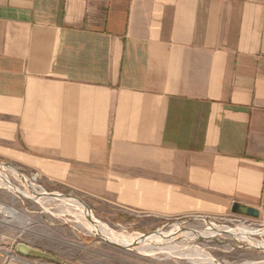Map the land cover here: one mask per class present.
<instances>
[{
    "label": "crops",
    "instance_id": "crops-1",
    "mask_svg": "<svg viewBox=\"0 0 264 264\" xmlns=\"http://www.w3.org/2000/svg\"><path fill=\"white\" fill-rule=\"evenodd\" d=\"M0 154L99 216L264 222V0H0Z\"/></svg>",
    "mask_w": 264,
    "mask_h": 264
},
{
    "label": "rangeland",
    "instance_id": "rangeland-1",
    "mask_svg": "<svg viewBox=\"0 0 264 264\" xmlns=\"http://www.w3.org/2000/svg\"><path fill=\"white\" fill-rule=\"evenodd\" d=\"M0 162L12 164L31 185L38 187L44 193L71 194L79 197L88 204L80 194L69 190L63 185L57 184L45 177L36 170H25L17 164L10 162L0 154ZM1 167L0 172L7 173L10 183L23 190L31 196V190L22 182L15 180ZM2 181L5 183L2 179ZM8 185L7 183H5ZM24 185V186H23ZM9 186V185H8ZM10 187V186H9ZM21 188V189H20ZM14 210L16 218H11L8 211ZM7 213V214H6ZM72 213V214H71ZM78 212L68 209L59 201L37 202L20 196L16 191H10L6 186H0V255L5 257L7 262L19 259L17 252L20 244L39 250L57 260L64 261L63 264H194L187 259H180L176 256H169L164 253L140 254L136 251H129L106 242L103 238L86 229L78 222L75 214ZM100 222L106 224L118 235L125 237L136 236L137 234H148L161 230L169 223L183 222L198 216L175 220H156L148 218L132 217H109L94 214ZM204 217V216H201ZM206 218V217H204ZM212 224L237 229L241 225L256 230L264 229V222L258 219H250L241 215L230 213L225 218H208ZM208 225L203 220L193 221L184 225L186 230L205 231ZM174 228H166V232ZM256 241L264 243V235H249ZM179 249L198 248L209 254L219 263L241 264L244 262H264V251L251 248H244L248 243H239L232 236H216L213 239H196L187 241L179 239L175 241ZM186 245V246H185ZM42 249V250H41ZM23 257V256H21ZM46 260V259H39ZM48 262H54L46 260Z\"/></svg>",
    "mask_w": 264,
    "mask_h": 264
},
{
    "label": "bare ground",
    "instance_id": "bare-ground-1",
    "mask_svg": "<svg viewBox=\"0 0 264 264\" xmlns=\"http://www.w3.org/2000/svg\"><path fill=\"white\" fill-rule=\"evenodd\" d=\"M6 171L9 172V174L12 176V178H15V180H18L22 182L27 188L32 190L31 194L33 195L32 198L29 196L26 190H23L24 195L28 196L31 199H35L37 202H52V201H59L65 207L67 206L68 209H71L72 211L78 212L79 214H75L77 216L78 222L81 223L83 226L86 227L89 231H92L93 233L102 236L105 240L118 244L121 247L126 246H134V251L140 254H154L156 252L158 253H164L169 256H176L180 259H187L189 262L191 261L194 264H223L215 261L209 254L203 252L201 249L198 248H191L188 250L185 249H179L177 245L175 244L176 240L179 239H185L187 241H194L196 239H213L216 236H219L220 232H226L227 234L223 236H232L235 241H238L239 243H248V246H254L256 248H263L264 249V243L256 241L254 238L250 237L249 235H264V230H256L253 228H250L245 225H241L237 227V229H231L229 227L225 226H217L215 224L209 225L205 231H181L178 229L177 225L173 226V230L166 232L161 231L158 233H152L147 236H142V234H137L136 236H130L125 237L124 235H118L110 229L106 224H102L99 220H97L95 217L92 218V222H90L88 219H86L87 211L85 210V207L82 202L77 201L72 198H62L58 197L60 195H55L57 197H50L45 196V193L43 191H39L38 187L34 184L31 185V183L23 177L16 169L12 167H4ZM0 167V168H1ZM2 168V169H3ZM2 179L4 180H11L9 179L7 173L0 172V186L7 187L10 191H16L17 188H13V185L8 182V185H6ZM23 185V186H24ZM21 189V188H20ZM57 194V193H56ZM42 195V196H41ZM7 214V213H6ZM72 214V213H71ZM11 218H16L17 213L12 210L8 211V215ZM186 246V245H185ZM264 251V250H263ZM190 262V263H191ZM228 264V263H224ZM241 264H264V262H244Z\"/></svg>",
    "mask_w": 264,
    "mask_h": 264
},
{
    "label": "water",
    "instance_id": "water-1",
    "mask_svg": "<svg viewBox=\"0 0 264 264\" xmlns=\"http://www.w3.org/2000/svg\"><path fill=\"white\" fill-rule=\"evenodd\" d=\"M1 166H4V167H12L13 168V165L12 164H9V163L4 164V163L0 162V167ZM4 181H6V182L9 183L8 180H4ZM13 188L15 189L16 187L13 186ZM16 192L20 196H22L23 198H25V199L36 201L35 199H31L28 196L24 195V193L22 191H20L18 188H17ZM31 192H32V190H31ZM46 194L48 196H50V197H57L55 195H60L58 197H62V198H72V199H75L77 201L82 202L83 205H84V207H85V210L87 211V213H86L87 214L86 219H88L90 222H92V218L94 217L92 209L90 208V206L87 203H85L79 197L74 196V195H71V194H66L65 195V194H61V193H57V194L56 193H45V196H47ZM231 212H232V214L241 215V216H244V217H247V218H251V219H258L259 218V215H260L259 214V211L257 209L250 208V207H247V206L238 204V203H235L233 205V207L231 209ZM198 220H203L208 226L211 225V221L208 218H204V217L198 216V217H195V218H192V219H188V220L183 221V222L166 224L165 226H163V228L161 230H158V231L152 232V233H158V232L164 231V230H166V228L172 227L174 225H177L178 226V229L181 230V231H183V232L184 231H190V232L193 231V232H195V230H186L184 228V225L189 224L190 222H193V221H198ZM102 224H104V223H102ZM152 233L142 234V236L143 235L144 236H147V235L152 234ZM225 234H227V233L226 232H220L219 233V236H223ZM100 237L103 238L102 236H100ZM250 237H252V236H250ZM105 241L106 242H109L107 240H105ZM112 244H114V243H112ZM114 245H116L117 247L123 248V249H127L129 251H134L133 250L134 249V246H132V247H130V246L121 247L118 244H114ZM248 247L251 248V249H254V250H258V251H263L264 250L263 248H256L254 246H244V248H248ZM17 252H18V254H20L21 256H23L25 258H30V259H46V260H51V261H54V262H56V261L58 262L59 261L60 263H64V261H62V260H57L54 257H51L50 255H47V254H45V253H43V252H41L39 250L33 249V248H31L29 246H26L24 244H20L18 246Z\"/></svg>",
    "mask_w": 264,
    "mask_h": 264
}]
</instances>
